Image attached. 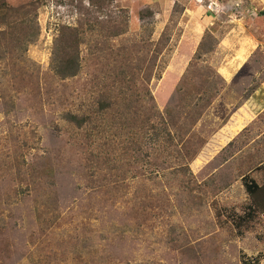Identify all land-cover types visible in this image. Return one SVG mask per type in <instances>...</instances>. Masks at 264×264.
<instances>
[{
    "label": "rangeland",
    "instance_id": "374dc122",
    "mask_svg": "<svg viewBox=\"0 0 264 264\" xmlns=\"http://www.w3.org/2000/svg\"><path fill=\"white\" fill-rule=\"evenodd\" d=\"M199 1L113 0L127 87L95 54L90 0H0L34 2L39 25L22 46L0 26V264H264V189L242 179L264 185V0ZM86 22L61 78V29ZM104 89L121 101L99 114Z\"/></svg>",
    "mask_w": 264,
    "mask_h": 264
},
{
    "label": "trees",
    "instance_id": "16d2710c",
    "mask_svg": "<svg viewBox=\"0 0 264 264\" xmlns=\"http://www.w3.org/2000/svg\"><path fill=\"white\" fill-rule=\"evenodd\" d=\"M113 3V0H90V4L95 7L101 14L105 15V19H102V24H100V28L102 31H99L100 38H95L93 42V45L95 46V54H100L102 58H104L107 62L108 59H111L115 62L114 68H111L114 70L109 72L110 77H115L117 79L123 80L127 87L129 85H135V80L137 76L135 73L132 72L131 76H127V69L133 70L131 66H133V63L130 61L131 56L125 55L126 50L123 48V50H117L113 51L111 48V45L108 43V39L110 37H115L118 35H121L123 33V20L122 15L120 14V10H116L115 8L107 11L109 8H111V4ZM37 7L35 6L34 2H28L26 4H22L20 6H11L7 3L0 2V26L4 28L11 29L12 35L16 36L19 39V44L22 46L26 40H34L38 34H39V25L37 23ZM144 11V13H143ZM140 10V16L145 17L146 13L145 10ZM110 12V13H109ZM260 15L264 16V10L260 13ZM89 24L88 22H86ZM17 29V30H16ZM89 30L90 35L93 34L94 27L93 25L89 24L86 28L83 26L78 27H71V26H64L61 29L59 38H58V48L56 50L55 54V63H56V69L55 74L61 78H70L75 76L79 69H80V62H79V53L80 48L85 44V38L84 35ZM17 31V34L14 32ZM8 34L5 30H0V35L2 37L8 36ZM142 47L141 45H137L136 48ZM128 56H130L128 58ZM141 58V57H140ZM121 61V62H120ZM138 63V62H137ZM111 64V63H110ZM109 64V65H110ZM139 64V63H138ZM136 66H138L136 64ZM120 67V69H118ZM117 69V70H116ZM137 84V83H136ZM137 90V88L134 89ZM127 90L121 91V93H125ZM133 92V98L132 94H130V97H128L129 101H126L128 103V106H131L133 108L134 104H138L140 102V98L138 94H134ZM208 94V91H202L200 95L196 97L198 99V102L201 101L206 95ZM124 98L127 97L126 95L123 96ZM120 100L121 98L117 97L116 99L113 97L111 92L108 89H104L99 92L98 95V113L99 114H105L108 110H111L113 108V104L115 100ZM114 101V102H113ZM140 109V107L138 106ZM138 108L134 110V113H138ZM65 119L67 122H69L71 125H74L78 128H81L85 125H89L92 123V116L91 115H80L76 113H67L65 116ZM153 129V128H152ZM158 137V136H157ZM187 164L182 166L186 167ZM243 182L245 185V188L247 192L251 195V197H255L257 192L264 189V185L260 186L255 179L250 177L248 174L243 176ZM253 210V209H252ZM247 219L249 222L252 221L253 216L249 212L247 214ZM245 219L241 218V222H243ZM243 264H254L250 263L249 261H245Z\"/></svg>",
    "mask_w": 264,
    "mask_h": 264
},
{
    "label": "built area",
    "instance_id": "2783aa9c",
    "mask_svg": "<svg viewBox=\"0 0 264 264\" xmlns=\"http://www.w3.org/2000/svg\"><path fill=\"white\" fill-rule=\"evenodd\" d=\"M199 2L205 3V0H200ZM215 5V2L212 0H208V3H206V8L210 11H214L215 8L213 7ZM214 8V9H213Z\"/></svg>",
    "mask_w": 264,
    "mask_h": 264
}]
</instances>
